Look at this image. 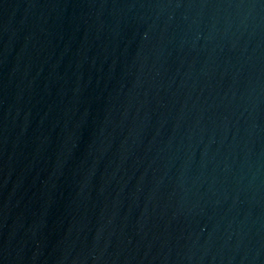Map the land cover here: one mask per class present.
<instances>
[{"label":"water","instance_id":"95a60500","mask_svg":"<svg viewBox=\"0 0 264 264\" xmlns=\"http://www.w3.org/2000/svg\"><path fill=\"white\" fill-rule=\"evenodd\" d=\"M0 264H264V0H0Z\"/></svg>","mask_w":264,"mask_h":264}]
</instances>
